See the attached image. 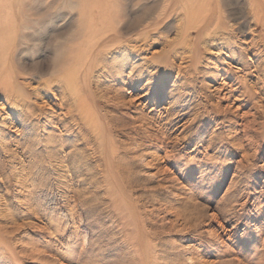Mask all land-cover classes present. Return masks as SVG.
Returning <instances> with one entry per match:
<instances>
[{
  "label": "rangeland",
  "instance_id": "374dc122",
  "mask_svg": "<svg viewBox=\"0 0 264 264\" xmlns=\"http://www.w3.org/2000/svg\"><path fill=\"white\" fill-rule=\"evenodd\" d=\"M257 2L0 0V264H264Z\"/></svg>",
  "mask_w": 264,
  "mask_h": 264
},
{
  "label": "bare ground",
  "instance_id": "6f19581e",
  "mask_svg": "<svg viewBox=\"0 0 264 264\" xmlns=\"http://www.w3.org/2000/svg\"><path fill=\"white\" fill-rule=\"evenodd\" d=\"M252 2H253V4H258V2H257V0H251ZM262 1H264V0H262ZM202 8L200 7V10H201ZM203 9H206V8H204L203 7ZM199 10V11H200ZM204 11V10H203ZM206 11V10H205ZM257 12H259V8L256 10ZM262 11H263V9H262ZM262 13V12H261ZM262 15V17H260L261 18V20H260V18H259V22H261L262 23V25H263V29H264V13H262L261 14ZM191 27H193V26H191ZM77 77H78V74L75 76V75H73V74H71V73H65V74H61L60 75V81H62V82H64L65 84H70V87H68V90H71L70 88H71V83H72V85L74 84V88H75V84L77 83ZM52 81V80H51ZM50 83V82H49ZM58 83V82H57ZM67 85V86H68ZM58 86H60V85H58ZM64 89V88H63ZM74 90V89H73ZM64 91V90H63ZM69 92V91H68ZM55 93V92H54ZM72 93V92H71ZM74 93H75V90H74ZM74 93H73V95H74ZM58 95V94H57ZM79 95V94H78ZM76 98V105H77V110H78V112H84L85 113V116L86 117H89L88 118V120H90L91 118H93V117H95L96 115H95V113H94V111L93 110H91V109H89V108H87V107H85V105H84V103L81 101V100H78L79 98H78V96L76 95L75 96ZM74 99V98H73ZM71 100V99H70ZM74 102V101H73ZM72 104V103H71ZM76 119V118H75ZM74 120V119H73ZM88 122V121H87ZM91 124H92V122H91ZM90 124V126H92ZM93 127V126H92ZM96 129V128H95ZM19 184V183H18Z\"/></svg>",
  "mask_w": 264,
  "mask_h": 264
}]
</instances>
